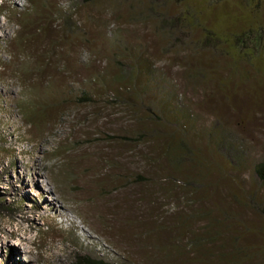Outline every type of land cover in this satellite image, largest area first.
I'll return each instance as SVG.
<instances>
[{"label": "rangeland", "instance_id": "obj_1", "mask_svg": "<svg viewBox=\"0 0 264 264\" xmlns=\"http://www.w3.org/2000/svg\"><path fill=\"white\" fill-rule=\"evenodd\" d=\"M49 1L54 16L44 17L57 27L34 35L23 24L42 3L0 0V264H74L78 256L204 264L207 252L264 264V186L253 171L264 161V47L239 61L229 45L258 26L264 44V0H166L162 15L148 12L147 0ZM188 13L194 26L174 21L176 33L162 34L163 18ZM71 17L74 28L65 23ZM213 32L229 44L216 50L207 41ZM142 60L157 74L149 95L134 80L118 81L120 66ZM82 90L92 102L78 100ZM218 137L243 141L240 171L227 167L233 158L212 143ZM181 138L198 155L183 169L147 159L161 154L151 140ZM149 173L198 181L200 201L170 184L138 192L137 176L157 182ZM211 219L219 240L189 251Z\"/></svg>", "mask_w": 264, "mask_h": 264}, {"label": "trees", "instance_id": "obj_2", "mask_svg": "<svg viewBox=\"0 0 264 264\" xmlns=\"http://www.w3.org/2000/svg\"><path fill=\"white\" fill-rule=\"evenodd\" d=\"M84 1L93 4L94 2H96L98 0H84ZM162 1L165 2L166 0H147V2H148V10L147 11L151 12L153 15H155V14L156 15H162L160 10H157V9L160 8V5L162 4ZM177 1H180V0H177ZM207 1L217 3V2H220L222 0H207ZM245 1H249L250 2L252 0H245ZM39 3H42L41 8H40L42 12L38 13L36 15V17L43 16L41 21H39L38 24H35L34 20L37 19V18L34 17L32 14H29V17L31 16L30 20L27 19V21L23 25L26 26V28H28L27 31L29 33L34 31V33H35L34 35H37L38 32H41V34L47 35V33L51 32L50 31L51 26L53 25L54 27H57V23H55L54 20H52V21L47 20L44 17L45 16V12L48 13L49 19H52V17L54 16V11H55V9H53V7L55 8V6L53 5L54 3L50 2L49 0H38V4ZM35 6H37L36 2H35ZM34 9H36V8H34ZM67 12H68L69 15L72 16L70 11L67 10ZM35 13L36 12H34V15H35ZM15 14L17 16H21L22 13L21 12H16ZM190 15H191V13H188V14H185V16H183L181 18H176V20L173 19L172 21H169V20L163 18L162 23L160 25L161 30H162V34H164V32H163L164 30L168 32V33H165L167 37H171L173 34L176 33V31H174V28L177 27L178 23L174 22V21H180L183 26L187 25V23H191L194 26L193 21H190L188 19L190 17ZM71 19H72V17L70 19L66 18L65 19V23L69 27L74 28L76 23L73 20H71ZM42 20H45L46 23L42 22ZM197 20H199V17H197ZM191 24H189V25H191ZM262 32H263V27L262 26H258L256 28H248V30L246 32H243V34L241 35L246 40L245 39L243 40L239 35H236V40H235L236 43H233V45L229 44V39H224L223 40L222 38H220L219 35L217 34V32H213L214 34L213 35L210 34L209 37L207 35V38H209L207 41L212 43L213 46L215 45L216 46V50H218V51L221 50V46H222L223 42H225L226 44H224V45L229 44V45H231V47L236 49V50H234V52L235 51L237 52V53H235V55L237 56L239 61H241L242 57L243 58L244 57L248 58V60H249L254 55L256 56L257 54H260L262 52V49L264 47L263 46L264 44L262 43L263 37L261 36ZM31 36H32V34H31ZM212 36H214V37L212 38ZM231 47L229 48V53H230ZM233 48L231 49L232 51H233ZM51 49L53 51L54 48H51ZM128 51H124V52L126 54H128V53H130V51L129 52ZM49 57H51V56H49ZM49 57L46 56V58L48 60H49ZM232 58H235V57L233 56ZM47 59H46V61H47ZM145 61L146 60L136 61L134 66L131 65L129 70L126 67H124V66H120L118 68L119 75H121V77H120V79L118 81L119 82H121V81L122 82H125V81L127 82L128 81V84H129V83L132 82V80H134L136 84L138 83V90L137 91H138L139 95L141 93L144 94V95H149L150 93L147 92V89L149 88L148 85L151 82H153V81L157 82V79H156V75L157 74H155L152 65L149 64L148 62L146 63ZM239 61L235 60V59L233 60L234 68L238 67V62ZM243 62L247 63L246 61H243ZM17 72L20 73V74H24V72L21 69L20 70L18 69ZM195 74L197 75V73H195ZM195 74H194V76H195ZM141 83H142L143 87L139 88ZM123 89H125L126 91L130 90L127 84L123 87ZM121 91H122V88L119 89L117 91V93L119 94V96L123 97V94H121L122 93ZM116 95L117 94H115L114 92H111V93L107 94V97L111 101H113V103H114V101H116V99H117L115 97ZM119 96H117V97L120 98ZM130 99L132 101H134L130 97H128L126 100H130ZM78 100L79 101H83V102H92L93 101V99L91 98V95H89V93L85 92L84 90L79 92V99ZM30 106H33V105H30ZM25 114L27 115V112ZM184 117L187 120L186 122H188L189 119H187L186 117H190V115L189 114L182 115V118H184ZM183 127L186 128V125H183ZM148 135H150V134L146 133V137ZM216 139L217 140H212V143L215 144V147L216 146L220 147L221 145H223V147L225 146V149H227L226 152L228 151L227 153H231L230 157L233 158V160L231 158L229 159L228 157H227L228 159L226 158V160L228 161L227 162V164H228L227 167L229 169H231V171L234 172V173L240 171L241 170L240 161L243 159V151H244L243 150V146H244L243 141L239 140V138L238 139L236 138L237 140H239V143H236L237 146H235L233 143H228L227 144V141L230 142V141H233V140H223V139H221L219 137L216 138ZM151 141H153V142L156 141L157 142L156 147H157V150H158V147L160 148L161 154H160V157L158 159L157 158H150V157L147 158V159L148 160H152L153 163H155L160 158L161 159L165 158V161L167 162L166 164H167V168L168 169H170V167H172L173 169H176L177 171H179L180 168L183 169L185 161H188L190 157H191V159L193 158V160H194L195 157L198 156L197 154H195V151L188 144V141L184 140L183 138H181L178 141L177 140L176 141H174V140H171V141L170 140H164L162 143L160 142V140H151ZM163 143L164 144L166 143V144L164 145ZM217 151H218V153L221 156L222 151L219 148L217 149ZM253 165H254L253 166V171H254L255 178L257 180H259V183L262 186H264V161L255 162ZM149 175L151 177H153V178H156L157 182L154 181L155 179L153 180L154 182H152V178L151 179H147V178H145L143 176H137V178L139 180H137L135 183L138 185V188H137V190L139 189L138 192L141 193L142 187L144 189L145 188L149 189V187H151L152 184H154V185L156 184L158 186L157 183H159L160 186H158V187L161 188V186H162L161 189H163V185L170 184V185H172V188H171L172 190H175L176 188H180L181 191L188 192L190 194V196L194 199V200H191L193 205L197 202L196 201L197 199L200 201V198H197V197H199V191H200V187H199L198 181L193 180L192 178L188 179V180L187 179H183L182 180V179H180L178 177L177 173H174L173 176L165 175L164 177H157V176L153 175V173L152 174L149 173ZM101 179H102V177H101ZM103 179L107 180L105 176L103 177ZM99 184L101 185L100 187H105L103 184H101V183H99ZM134 185L135 184H133V186ZM154 192H155V190H154ZM150 194H152V191L150 192ZM252 203H255L254 200H252ZM258 211H261V210H258ZM153 214H155V212ZM226 218L228 220L232 219V218L230 219V217H226ZM186 219H188V217L187 218L183 217V219H182L183 222ZM137 221L139 223L143 222V224H145V221L139 220V218L136 216L134 222L137 223ZM218 221L219 220H217V219L216 220H212L211 219V221H209L210 222L209 223L210 226L208 225V227L210 229L206 232V234L204 236H202V235L201 236L192 235L193 237L187 242L188 250L189 251H195V249L199 250V247L201 246V244H203V245H209L210 244L211 245V243H213V242L216 243V241L219 240L220 232L218 230H216L214 232V230H211V229H213V228L219 229V227L215 226L216 224H218ZM162 223H163L162 225L164 226V223L166 224L167 222H162ZM154 226H155V224H153V227ZM184 226H186L185 223H183L181 225V231L182 232L184 230V228H183ZM187 229H189V228H187ZM184 234L185 233H182L181 235L184 236ZM231 253L223 252L221 255H219V254L214 252V254L211 253L209 255L208 252H207L204 255V257H205L204 260H200L199 262L200 263H204V264H213L211 259H209V257H208V256H210V257L213 256V257L220 258L219 261H217L215 264H228L227 262H230L231 264H233V260L235 258L234 259H232V258L228 259V256H230ZM239 259L240 258H237L235 261H238ZM180 262H181V260H180ZM182 263L186 264L185 261H182ZM74 264H133V262H131V260H128L126 258L125 259H121V261H119V262H109L104 257H100V259L99 258L97 259L96 257H92V256L91 257H89V256H78L77 260L74 262Z\"/></svg>", "mask_w": 264, "mask_h": 264}, {"label": "bare ground", "instance_id": "obj_3", "mask_svg": "<svg viewBox=\"0 0 264 264\" xmlns=\"http://www.w3.org/2000/svg\"><path fill=\"white\" fill-rule=\"evenodd\" d=\"M25 190V189H24ZM53 204V203H52ZM52 204H50V205H52ZM63 212V211H62Z\"/></svg>", "mask_w": 264, "mask_h": 264}]
</instances>
